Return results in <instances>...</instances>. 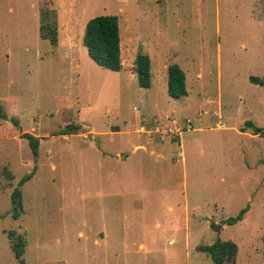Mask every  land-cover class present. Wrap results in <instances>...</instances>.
Returning <instances> with one entry per match:
<instances>
[{"label": "rangeland", "instance_id": "1", "mask_svg": "<svg viewBox=\"0 0 264 264\" xmlns=\"http://www.w3.org/2000/svg\"><path fill=\"white\" fill-rule=\"evenodd\" d=\"M99 15L118 19L119 70L83 44ZM250 76L264 79V0H0V264H19L9 231L24 264H213L197 246L216 240L237 244L236 264H264V136L249 127L264 128V86ZM171 115L192 128L153 131Z\"/></svg>", "mask_w": 264, "mask_h": 264}, {"label": "trees", "instance_id": "2", "mask_svg": "<svg viewBox=\"0 0 264 264\" xmlns=\"http://www.w3.org/2000/svg\"><path fill=\"white\" fill-rule=\"evenodd\" d=\"M40 35L48 38L53 45L57 44V30L55 26H41ZM83 44L87 48L89 56L100 66L112 70H119L120 60V36L118 19L115 15H99L91 18L85 25L83 34ZM134 70L141 87H148L150 84V59L147 54L139 51L134 59ZM250 81L264 86V79L250 76ZM167 92L172 98H180L187 94L184 71L176 64L167 67ZM0 117L5 118L0 108ZM250 125V124H248ZM253 134L264 136V128L249 126ZM77 125H66L61 134H72L78 130ZM244 130V129H242ZM21 137L26 138L31 146L32 152H38V139L30 133H23ZM31 175L23 177L19 184L29 179ZM13 205V217L19 216L21 208L20 190L16 188L11 194ZM247 207L243 208L236 216L228 217L225 223L233 224L242 219ZM8 237L10 246L19 264H24L22 255L24 253V241L21 237H15L14 231H9ZM197 249L205 252L212 260L213 264H236L238 252L237 244L232 240H216L211 244H201ZM263 256H264V235H263Z\"/></svg>", "mask_w": 264, "mask_h": 264}, {"label": "built area", "instance_id": "3", "mask_svg": "<svg viewBox=\"0 0 264 264\" xmlns=\"http://www.w3.org/2000/svg\"><path fill=\"white\" fill-rule=\"evenodd\" d=\"M191 120L188 118L180 119L177 116L171 115L166 116V121L160 119L159 123L156 124L154 132H158L162 135L175 136L179 135L181 131L191 129ZM146 125H149L147 121L144 120L143 124L139 126L138 131L140 133L149 132L146 130Z\"/></svg>", "mask_w": 264, "mask_h": 264}, {"label": "water", "instance_id": "4", "mask_svg": "<svg viewBox=\"0 0 264 264\" xmlns=\"http://www.w3.org/2000/svg\"><path fill=\"white\" fill-rule=\"evenodd\" d=\"M88 138H90V135H88ZM96 140V139H95ZM206 220H208V218H205ZM213 229H215L216 231H219L220 229V225H217L215 223H211L210 225Z\"/></svg>", "mask_w": 264, "mask_h": 264}, {"label": "crops", "instance_id": "5", "mask_svg": "<svg viewBox=\"0 0 264 264\" xmlns=\"http://www.w3.org/2000/svg\"><path fill=\"white\" fill-rule=\"evenodd\" d=\"M183 119H185V118H183ZM220 126V125H219ZM179 138V137H178ZM178 138H176V139H178ZM140 145H142L141 143H138V144H134V146H133V148H135L136 146H140ZM143 147H144V145H142ZM132 151H134V150H132Z\"/></svg>", "mask_w": 264, "mask_h": 264}]
</instances>
